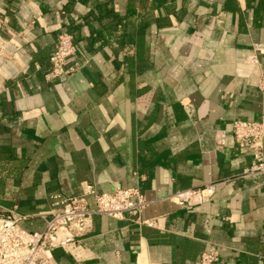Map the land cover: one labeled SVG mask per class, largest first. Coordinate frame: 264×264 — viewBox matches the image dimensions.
<instances>
[{
  "label": "crops",
  "instance_id": "crops-1",
  "mask_svg": "<svg viewBox=\"0 0 264 264\" xmlns=\"http://www.w3.org/2000/svg\"><path fill=\"white\" fill-rule=\"evenodd\" d=\"M0 15V207L41 230L51 196L87 182L137 187L154 221L94 216L84 259L56 249L52 264H195L213 244L214 264H264V173L243 176L252 149L230 134L264 113V0H0ZM63 32L75 68L47 79ZM207 182L206 203L167 199Z\"/></svg>",
  "mask_w": 264,
  "mask_h": 264
},
{
  "label": "built area",
  "instance_id": "built-area-1",
  "mask_svg": "<svg viewBox=\"0 0 264 264\" xmlns=\"http://www.w3.org/2000/svg\"><path fill=\"white\" fill-rule=\"evenodd\" d=\"M4 19L0 15V58L5 55L8 41L1 31ZM77 51V45L70 33H61L52 53L49 55V68L45 78H55L71 73L75 66L69 62ZM254 52H264L261 44L253 45ZM255 62V55L247 58ZM258 87L264 90V72L258 79ZM188 111L190 104H183ZM230 134L235 147L240 151L245 147L252 149V162L243 176L264 173V113L258 120L236 119L232 122ZM217 147L224 144V135L216 134ZM216 184L207 182L200 187L177 190L167 199L183 207L196 206L208 202ZM92 200V204L90 202ZM52 208L48 214H40L44 222L41 230L28 231L21 221L31 215L21 213L17 206L0 207V264H52L51 254L56 249L70 253L75 259H84L81 241L93 226V217L108 216L124 219L134 216L136 222L153 225V219L138 220L141 211L148 205L137 187H115L111 191L100 192L87 182L80 184V191L70 196L59 194L51 196ZM218 259L216 245L203 250L195 264H214Z\"/></svg>",
  "mask_w": 264,
  "mask_h": 264
}]
</instances>
